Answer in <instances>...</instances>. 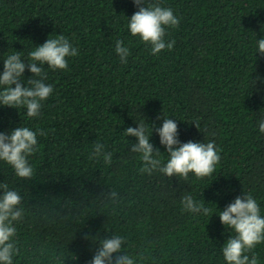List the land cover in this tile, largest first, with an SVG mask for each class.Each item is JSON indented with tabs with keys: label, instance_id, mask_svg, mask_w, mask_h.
<instances>
[{
	"label": "trees",
	"instance_id": "trees-1",
	"mask_svg": "<svg viewBox=\"0 0 264 264\" xmlns=\"http://www.w3.org/2000/svg\"><path fill=\"white\" fill-rule=\"evenodd\" d=\"M145 3L179 18L165 27L171 50L154 55L130 33L133 0H0V74L8 55L20 51L27 65L28 54L57 35L78 49L66 57L67 69L38 65L53 87L39 116L0 105V132L47 133L28 157L31 178L0 160V183L18 192L23 209L13 264H88L98 240L112 235L126 238L122 251L135 264H227L222 245L236 233L220 210L250 192L264 217V56L256 43L264 37V0ZM118 40L130 50L127 63L115 51ZM32 76L26 67L22 83ZM164 118L177 123L182 143L215 141L220 160L212 174L189 173L185 181L140 172L141 154L131 151L137 138L125 130L144 123L163 165L169 155L155 128ZM97 142L112 154L110 164L103 154L89 158ZM187 194L209 215L184 211ZM252 252L264 264V242Z\"/></svg>",
	"mask_w": 264,
	"mask_h": 264
},
{
	"label": "clouds",
	"instance_id": "clouds-1",
	"mask_svg": "<svg viewBox=\"0 0 264 264\" xmlns=\"http://www.w3.org/2000/svg\"><path fill=\"white\" fill-rule=\"evenodd\" d=\"M133 2L138 11L129 19L130 33L133 36L138 35L145 44L150 45V52L154 55L165 48L171 50L175 41L165 42V27H176L180 23L172 8L158 4L146 6L145 0ZM256 43L257 51L264 56V37L258 39ZM115 51L121 62L127 63L130 50L124 46L122 40L116 42ZM77 55L78 49L63 35L48 38L42 45L36 46L35 50L28 54L31 62L28 60L27 65L22 61L20 51L8 55L4 59L3 73L0 74V105L16 109L26 108V116H39L42 101L47 100L52 94L53 87L44 83L47 74L38 65L47 64L52 69L64 70L68 68L66 57ZM26 67L33 74L27 79V86L22 83ZM195 124L199 129L198 124L196 122ZM258 125L259 131L264 133V117L258 121ZM152 131L151 127V134ZM155 131L169 155L168 161L163 165L157 158L161 152L154 149L150 143V136L146 134L144 123L138 124L135 128L129 126L125 130L127 136L137 138V142L131 145V151L141 154L142 174L146 172L151 175L153 171H159L169 178L179 176L186 181L189 173L201 178L214 172L215 165L220 160L215 141L203 143L190 140L182 143L177 139V123L170 118H164L162 126L155 128ZM38 134L47 135L43 130L33 131L25 126H19L7 134L0 132V160L11 165L16 176L20 178H31L33 175L28 157L38 151ZM103 150L104 145L97 142L89 158H98L103 154L105 163L110 164L112 154ZM0 189H3L0 194V264H13V257L19 253L13 238L17 231L15 222L23 218V209L18 207L21 197L18 192L10 190L7 183H0ZM117 195L115 191L108 193L109 198L113 200ZM181 203L184 211L209 215L210 210L190 194L184 195ZM218 215L221 223L236 233L234 236L230 235L222 245V254L227 264H258L257 255L252 250L257 244L264 242V217L260 215V206L252 194L249 192L237 196L234 202L220 210ZM98 241L99 248L88 264H135V258L122 251V245L126 244L125 237L112 235L111 238H102ZM121 252L123 254L113 257V253ZM248 253H251V256Z\"/></svg>",
	"mask_w": 264,
	"mask_h": 264
}]
</instances>
